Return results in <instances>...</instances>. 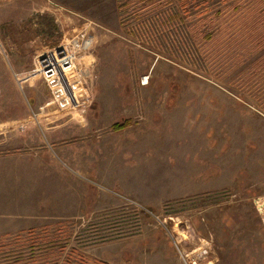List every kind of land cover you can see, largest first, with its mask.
I'll return each instance as SVG.
<instances>
[{
	"label": "rangeland",
	"instance_id": "rangeland-1",
	"mask_svg": "<svg viewBox=\"0 0 264 264\" xmlns=\"http://www.w3.org/2000/svg\"><path fill=\"white\" fill-rule=\"evenodd\" d=\"M77 37L74 109L29 75ZM0 264H264V0H0Z\"/></svg>",
	"mask_w": 264,
	"mask_h": 264
},
{
	"label": "built area",
	"instance_id": "built-area-1",
	"mask_svg": "<svg viewBox=\"0 0 264 264\" xmlns=\"http://www.w3.org/2000/svg\"><path fill=\"white\" fill-rule=\"evenodd\" d=\"M79 39L80 37L73 38L69 42L38 53L35 57L33 71L29 75V77H40L47 86L52 102L59 106L67 102L65 108L76 109L77 102H82L76 93L83 89L81 85L87 77L85 68L89 64L84 65L82 61L89 56L85 52L88 49L87 43L79 42ZM70 80L79 81V84L75 83L76 89L73 88L74 85H71ZM140 83L145 86L147 78L143 77Z\"/></svg>",
	"mask_w": 264,
	"mask_h": 264
},
{
	"label": "trees",
	"instance_id": "trees-1",
	"mask_svg": "<svg viewBox=\"0 0 264 264\" xmlns=\"http://www.w3.org/2000/svg\"><path fill=\"white\" fill-rule=\"evenodd\" d=\"M131 1H136V2L144 3V4H150V1H152V0H131ZM24 30H25L24 28H21V32ZM29 31L30 30H28L27 33ZM28 35H29L28 41H23V40H20V41L12 40V41H15L13 43L17 42V46H21L20 44H22V46H25V45L28 46V44L32 40H34L35 38H38V39L48 41L50 46H56L57 40L59 38L58 31H57L53 21L50 18L41 17V16H39L37 18L36 28L34 30H32L31 33H28ZM128 125H129V121L126 120V121H123L121 124H114L113 129L120 130V129L126 128ZM165 206H168V204H166ZM119 213H121V212H119ZM131 214H132L131 217L132 218L134 217L132 220H135L134 223L137 224V222H136L137 217L136 216H138V214L136 212H131ZM120 215H121V217H120ZM120 215L118 214V216H116V215H114L113 212L106 213L104 215V216H107V217H105V219H109L108 220L109 224L107 225L106 230L108 231V233H110L108 235L110 239L108 238V236H105V235L101 236L99 233L100 231L96 230L95 227H92L90 231H87V235H88L87 238L88 239L91 238L92 243L97 244V243H103V242H106V241H109L112 239H121L123 237L135 235L133 230H129L130 232H124L123 231L124 229L121 228L122 223H124V222L128 223L129 221L124 220V218L126 217L125 214L121 213ZM133 226L135 227L136 225H133ZM81 239H82L81 234H78L76 237H74L73 241L79 244ZM33 250L34 249L29 250L30 251L29 259L34 258V251Z\"/></svg>",
	"mask_w": 264,
	"mask_h": 264
}]
</instances>
